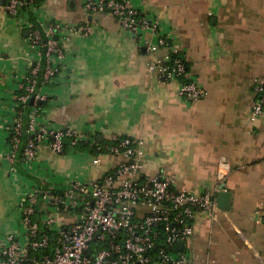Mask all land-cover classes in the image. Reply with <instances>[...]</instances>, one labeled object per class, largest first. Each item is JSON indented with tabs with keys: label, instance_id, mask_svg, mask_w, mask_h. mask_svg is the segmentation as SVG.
Returning <instances> with one entry per match:
<instances>
[{
	"label": "crops",
	"instance_id": "crops-1",
	"mask_svg": "<svg viewBox=\"0 0 264 264\" xmlns=\"http://www.w3.org/2000/svg\"><path fill=\"white\" fill-rule=\"evenodd\" d=\"M8 1L0 0V121L30 56L27 32L5 13ZM132 1L172 33L204 97L185 101L179 81L153 77L145 48L112 15L87 13L83 0H45L25 10L28 16L87 24L91 33L63 40V69L41 123L98 141L111 134L143 140L141 175L170 173L180 189H212L223 158L231 166L223 183L230 208L215 219L196 216L190 256L208 264H264V113L251 115L255 87L264 80V0ZM4 141L0 126V149ZM92 160L87 149L57 153L43 145L33 164L17 158L13 180L0 156V242L18 228L29 180L64 188L68 179L97 178L121 159L103 155L97 166Z\"/></svg>",
	"mask_w": 264,
	"mask_h": 264
},
{
	"label": "built area",
	"instance_id": "built-area-1",
	"mask_svg": "<svg viewBox=\"0 0 264 264\" xmlns=\"http://www.w3.org/2000/svg\"><path fill=\"white\" fill-rule=\"evenodd\" d=\"M25 6L28 10L35 7L32 0H9L4 5L5 13L27 32L26 45L30 49L26 67L16 76L14 93L5 100V115L0 121L5 134L0 156L10 176L13 180L19 178L16 161L24 131L22 111L28 100L32 104L22 163L33 164L43 145L62 153L66 137H72L71 150L80 142L94 144L92 162L96 166L103 155L121 160L97 178L68 179L64 188L29 180L18 204V228L0 242V264H208L190 256L193 223L198 214L215 219L223 212L215 194L231 166L223 158L219 160L212 189H180L170 173L141 175L143 140L111 134L99 142L94 136L41 123L38 103L50 102L52 85L60 79L65 61L63 40L69 33L88 36L91 28L87 24L60 20L46 23L34 18L35 26ZM83 7L89 14L112 15L123 30L133 35L137 45L145 48L150 74L167 83L179 81L178 94L185 101L204 97L199 81L188 71L181 48L158 19L132 0H83ZM42 60L43 81L34 93ZM255 93L253 118L264 113V80L255 87ZM51 170L47 169V177ZM56 214L63 218L58 220Z\"/></svg>",
	"mask_w": 264,
	"mask_h": 264
},
{
	"label": "trees",
	"instance_id": "trees-1",
	"mask_svg": "<svg viewBox=\"0 0 264 264\" xmlns=\"http://www.w3.org/2000/svg\"><path fill=\"white\" fill-rule=\"evenodd\" d=\"M44 1L45 0H32V3H33V5L36 6V5H41ZM25 9L28 10V6H25ZM29 14H30L29 17H31L30 20L33 22V24L35 26H37V23H36L35 19L32 18L31 13H29ZM44 69H45V63H44V60H42L41 63H40L39 73H38V76H37V85L35 86L34 93L38 91L40 85L42 84ZM29 101L30 100H28L26 102L25 107L23 108V111H22L24 131H23V135H22V138H21V145H20L19 152L17 154V158H20L21 152H22V150L24 148V145L26 143V140L28 138V135H27L25 130H26V127L28 125V109H29V107L32 104ZM48 106H49V103L46 102V101H42V102L38 103L39 112L41 113V115H43L44 109L47 108ZM71 139H72V137H66L64 139V145H63V152L62 153H68L69 151H71L70 145H69ZM96 140H97V138H96ZM104 141L105 140H103L102 142H104ZM94 148H95V145L94 144H90V142H80L77 146H75V148L72 151L78 152V151H82L83 149H87L90 153L93 154V153H95L94 152Z\"/></svg>",
	"mask_w": 264,
	"mask_h": 264
},
{
	"label": "water",
	"instance_id": "water-1",
	"mask_svg": "<svg viewBox=\"0 0 264 264\" xmlns=\"http://www.w3.org/2000/svg\"><path fill=\"white\" fill-rule=\"evenodd\" d=\"M29 102L32 103V100H30ZM215 199L219 208H221L222 210L230 208L231 193L224 190V184H221L219 186V191L216 192Z\"/></svg>",
	"mask_w": 264,
	"mask_h": 264
},
{
	"label": "rangeland",
	"instance_id": "rangeland-1",
	"mask_svg": "<svg viewBox=\"0 0 264 264\" xmlns=\"http://www.w3.org/2000/svg\"><path fill=\"white\" fill-rule=\"evenodd\" d=\"M61 214H64V213H61ZM61 214H56V218L58 219V220H61L63 217H62V215ZM65 215V214H64ZM69 218V217H68Z\"/></svg>",
	"mask_w": 264,
	"mask_h": 264
}]
</instances>
